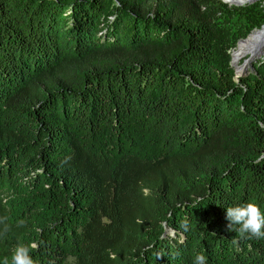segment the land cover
Here are the masks:
<instances>
[{"label": "trees", "instance_id": "obj_1", "mask_svg": "<svg viewBox=\"0 0 264 264\" xmlns=\"http://www.w3.org/2000/svg\"><path fill=\"white\" fill-rule=\"evenodd\" d=\"M263 24V0H0V259L264 264L226 219L264 211V59L230 63Z\"/></svg>", "mask_w": 264, "mask_h": 264}, {"label": "clouds", "instance_id": "obj_2", "mask_svg": "<svg viewBox=\"0 0 264 264\" xmlns=\"http://www.w3.org/2000/svg\"><path fill=\"white\" fill-rule=\"evenodd\" d=\"M70 157L62 163H67ZM226 219L228 220V229L235 231L240 239H264V211L254 202L230 206L226 209ZM24 220H18L17 226H24ZM233 226H238L234 228ZM11 230V224L8 216H0V237L6 236ZM233 243H238L233 238ZM37 250V244L30 242L28 244L18 243L11 254V258L5 256L0 259V264H36L32 257V252ZM193 264H208L207 257L198 253L194 257Z\"/></svg>", "mask_w": 264, "mask_h": 264}, {"label": "bare ground", "instance_id": "obj_3", "mask_svg": "<svg viewBox=\"0 0 264 264\" xmlns=\"http://www.w3.org/2000/svg\"><path fill=\"white\" fill-rule=\"evenodd\" d=\"M230 4H244L248 0H224ZM250 1V0H249ZM264 49V27L260 30H255L247 39L239 42L237 48L233 52V59L237 60L246 53H250V57L254 54H262ZM240 69V68H239Z\"/></svg>", "mask_w": 264, "mask_h": 264}, {"label": "rangeland", "instance_id": "obj_4", "mask_svg": "<svg viewBox=\"0 0 264 264\" xmlns=\"http://www.w3.org/2000/svg\"><path fill=\"white\" fill-rule=\"evenodd\" d=\"M222 1V0H221ZM251 1V0H250ZM256 1H260V0H256ZM255 1V2H256ZM264 1V0H263ZM249 2V0L248 1H246V3H244V4H231V5H229V6H232V5H235V6H244V5H246V4H250V3H248ZM230 4V3H229ZM262 29V28H261ZM258 30H260V29H258ZM249 37V36H248ZM237 48V44H236V46H235V48H232L231 49V53H232V57H233V52H234V50ZM261 52H262V54L260 53V54H258V53H256V54H254L253 55V57H251L253 60L250 62V61H246L244 64H242L243 62H244V60L248 57V56H250L249 54L250 53H246V54H244L243 56H241L240 58H238L237 60H234L233 59V61H234V63H235V65H236V69H237V72L238 73H240L239 75H238V77L239 76H241V75H244V74H246L248 71H250V70H252L253 69V61H256L257 59H259V58H261V57H263L264 56V49L263 50H261ZM258 56V57H257ZM263 59H264V57H263ZM242 64V65H241ZM240 68V69H239ZM237 79V78H236ZM169 232L171 233L172 231L171 230H169Z\"/></svg>", "mask_w": 264, "mask_h": 264}, {"label": "water", "instance_id": "obj_5", "mask_svg": "<svg viewBox=\"0 0 264 264\" xmlns=\"http://www.w3.org/2000/svg\"><path fill=\"white\" fill-rule=\"evenodd\" d=\"M223 2H225V3H227L226 1H224V0H222ZM254 1H256V0H251V1H249L248 3H251V2H254ZM228 5H231V4H229V3H227ZM237 5V4H236ZM264 27V24L260 27V28H256V29H253L245 38H241V39H239L238 40V42H237V46H238V44H239V42L240 41H242V40H245V39H247L248 38V36H250L255 30H258V29H261V28H263ZM258 57V56H257ZM264 57V56H263ZM253 59L250 57V56H248L245 60H244V62L242 63V64H244L246 61H252ZM230 63H231V66L232 67H234V69H235V78H238V75L240 74V73H238L237 72V69H236V65H235V63H234V61H233V57H232V53H231V61H230ZM241 64V65H242Z\"/></svg>", "mask_w": 264, "mask_h": 264}]
</instances>
